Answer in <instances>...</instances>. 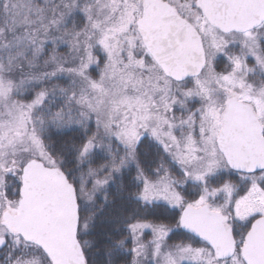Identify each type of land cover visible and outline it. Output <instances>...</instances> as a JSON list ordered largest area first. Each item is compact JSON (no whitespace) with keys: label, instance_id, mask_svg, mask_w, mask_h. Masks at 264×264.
<instances>
[{"label":"snow or ice","instance_id":"snow-or-ice-1","mask_svg":"<svg viewBox=\"0 0 264 264\" xmlns=\"http://www.w3.org/2000/svg\"><path fill=\"white\" fill-rule=\"evenodd\" d=\"M0 264H264V0H0Z\"/></svg>","mask_w":264,"mask_h":264}]
</instances>
